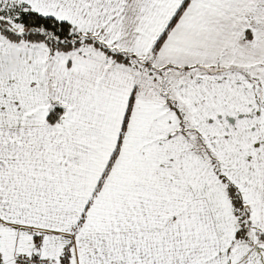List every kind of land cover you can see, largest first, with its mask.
<instances>
[{
    "label": "snow or ice",
    "instance_id": "obj_1",
    "mask_svg": "<svg viewBox=\"0 0 264 264\" xmlns=\"http://www.w3.org/2000/svg\"><path fill=\"white\" fill-rule=\"evenodd\" d=\"M0 264H264V0H0Z\"/></svg>",
    "mask_w": 264,
    "mask_h": 264
},
{
    "label": "clouds",
    "instance_id": "obj_2",
    "mask_svg": "<svg viewBox=\"0 0 264 264\" xmlns=\"http://www.w3.org/2000/svg\"><path fill=\"white\" fill-rule=\"evenodd\" d=\"M17 55H19V53H17ZM19 67V65H15V66H13V68L12 69H10L9 70V72L8 73H6L5 75L7 76V75H10L13 71H15L16 70V68H18Z\"/></svg>",
    "mask_w": 264,
    "mask_h": 264
}]
</instances>
